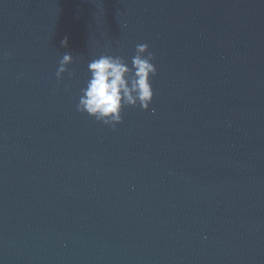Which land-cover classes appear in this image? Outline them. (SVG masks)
Listing matches in <instances>:
<instances>
[{"label":"water","instance_id":"1","mask_svg":"<svg viewBox=\"0 0 264 264\" xmlns=\"http://www.w3.org/2000/svg\"><path fill=\"white\" fill-rule=\"evenodd\" d=\"M139 43L149 110L78 112ZM0 264H264V75L164 0H0Z\"/></svg>","mask_w":264,"mask_h":264},{"label":"clouds","instance_id":"2","mask_svg":"<svg viewBox=\"0 0 264 264\" xmlns=\"http://www.w3.org/2000/svg\"><path fill=\"white\" fill-rule=\"evenodd\" d=\"M61 46H67V38L61 41ZM72 60L70 52L61 56L55 72L57 80L65 72L70 77L73 75L67 68ZM153 60L154 54L148 51L147 43L136 44L130 61L110 54L92 58L87 63L88 75L79 89L76 110L112 128L122 121L125 107L149 110L154 97L151 78L157 73ZM151 111L154 113L155 109Z\"/></svg>","mask_w":264,"mask_h":264}]
</instances>
